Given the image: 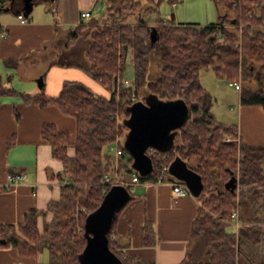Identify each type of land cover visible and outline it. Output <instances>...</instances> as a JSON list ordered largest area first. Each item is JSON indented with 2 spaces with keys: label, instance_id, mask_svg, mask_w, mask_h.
<instances>
[{
  "label": "trees",
  "instance_id": "trees-1",
  "mask_svg": "<svg viewBox=\"0 0 264 264\" xmlns=\"http://www.w3.org/2000/svg\"><path fill=\"white\" fill-rule=\"evenodd\" d=\"M51 1L54 5L50 9L56 12L59 0ZM162 1L99 0L105 5L102 19L81 20L69 29L67 46L79 37L88 39L85 69L110 90L109 96L96 93L80 80L65 81L56 95L43 88L37 93L23 92L9 84L13 72L4 73L0 68V103L7 95H20L24 103L57 105L76 119L74 135L55 123H43V138L64 166L57 174L60 196L44 209H28L22 221L0 222V248L12 246L22 255L35 257L45 252L46 259H37L35 264H83L85 219L99 207L112 185L103 181L115 161V155L106 148L112 144L125 148L121 158L127 161L121 162V169L126 174L136 169L134 156L125 146L129 131L126 120L133 103L145 101L138 96L143 89L162 100L184 99L187 114L172 130V146L147 151L153 169L146 174L136 169L135 174L145 182H157L160 175L165 180L166 173L183 181L169 172L170 163L179 156L203 180L201 191L195 195L199 207L191 239L198 240V255L204 248L205 257L197 260L198 256L192 258L189 251L180 264H187L189 259H194L191 264H264V256L258 260L249 250L262 244L264 238V144L245 141L238 124L217 120L200 79L201 70L211 67L229 82L253 80L256 87L242 89L240 101L264 106V0H214L220 8L219 19L208 24L175 22V15L166 20L159 12ZM168 1L176 4L180 0ZM23 6V0H0V12L26 15ZM153 30L157 32L154 41ZM155 52L160 54V74L150 77ZM130 53L134 76L127 86L122 77ZM58 59L65 62V57ZM226 136L231 140H224ZM71 146L73 154L68 151ZM128 188L131 197L116 212L109 245L125 264H154L126 254L112 238L120 214L138 197ZM242 203L251 206L247 219L241 215L248 225L239 232L229 230L231 214ZM48 213H52L50 220ZM141 242L146 246L156 243L155 226L149 219L143 223Z\"/></svg>",
  "mask_w": 264,
  "mask_h": 264
},
{
  "label": "crops",
  "instance_id": "crops-1",
  "mask_svg": "<svg viewBox=\"0 0 264 264\" xmlns=\"http://www.w3.org/2000/svg\"><path fill=\"white\" fill-rule=\"evenodd\" d=\"M98 1L59 0L54 15L48 13L34 17L30 11L26 21H22L15 12L1 11L0 68L4 73L13 72L21 77V80H15L14 85L12 80L9 84L23 92L37 93L43 88L46 93L56 95L65 81L78 80L59 78L50 80L49 83L45 76L47 71L57 65L85 68L88 63L86 46L80 61L72 57L61 63L59 59L38 53H47L52 49L57 50L58 55L59 50L72 53L76 42L67 46L69 29L81 22V10L89 9L93 15L94 9L91 7L95 8ZM61 32L66 35L59 39ZM40 78L43 81L42 87L39 85ZM240 106L238 126L242 138L250 143L264 144V106L242 104L241 101ZM16 110L19 116L16 115ZM45 122L55 123L59 129L75 134L76 119L64 113L57 105L24 103L20 95L2 98L0 222L22 221L28 209H44L51 199L60 196L61 180L57 174L64 166L62 160L53 155L51 145L43 138L42 125ZM68 151L73 154L74 147H69ZM13 172H22L23 180L9 182L8 173ZM176 181L169 176L159 182H135L133 191L138 197L126 206L118 218L117 233L114 234L118 248L126 254L154 264H180L186 258L193 240L192 223L199 202L192 193L177 195L173 189ZM145 219L151 220L155 226L154 245L146 246L141 242ZM39 221L42 223L43 218ZM9 251L11 257L16 259L14 250ZM7 259L6 251H1L0 264H6ZM44 259L41 254L40 260Z\"/></svg>",
  "mask_w": 264,
  "mask_h": 264
},
{
  "label": "rangeland",
  "instance_id": "rangeland-1",
  "mask_svg": "<svg viewBox=\"0 0 264 264\" xmlns=\"http://www.w3.org/2000/svg\"><path fill=\"white\" fill-rule=\"evenodd\" d=\"M99 2V1H98ZM54 5V3L51 0H37L34 2L32 10H31V16L38 17L42 15H47L48 13H51V15L56 13L55 11L51 10L50 8ZM93 10V15L90 17L89 20H94V19H102L104 12H105V5L103 2H99L95 8L91 7ZM9 12L10 10H5ZM220 8L219 6L214 2V0H180L176 4H171L168 0H164L161 2L159 6V12L161 14V17H163L166 20L173 19V15H175L177 22L179 21H192V22H200L201 24H208L210 22L217 21L219 19V14H220ZM16 13V12H15ZM30 14V12H29ZM27 15V14H26ZM28 16V15H27ZM66 34L61 32L58 35L59 39H62L65 37ZM59 41V40H56ZM55 41V42H56ZM88 39L84 37H79L76 40V46L73 50L72 53H65L61 52L59 50V55L57 53V50H49L47 53L45 52H40L38 54L42 55H47L50 58L58 59L65 57L71 58L72 57L76 58V60L80 61L83 57L84 54V48L85 46L88 45ZM37 53V52H36ZM34 53L35 55L38 56V54ZM44 55V56H45ZM71 56V57H70ZM42 58V56H41ZM43 59V58H42ZM87 59V58H86ZM160 61V54L158 52H155L152 58V65H151V70H150V77H156L157 75L160 74V66L159 62ZM69 69V70H67ZM69 71V72H65ZM134 76V65H133V60H132V54L130 53L128 56V61L126 64V70L123 74L122 80L124 81L125 85L126 83H129L130 78L133 79ZM47 79L50 80H55L59 78H66V79H78L88 86H90L96 93L104 95V96H109L110 95V90L103 85L98 79L94 78L85 68L82 67H77V66H54L52 69L46 72ZM200 79L202 84L206 87L208 93H209V98L212 101V111L215 114V117L217 120L223 121V122H228V123H235L239 124V113H240V95L242 89L246 88H255L256 87V82L253 80L249 81H243L241 79L238 80V82L241 83V89L236 88L235 85H231L229 83V80L226 78L218 77L214 70L209 67L201 70L200 73ZM18 80H21L20 76H17V74H13L12 81L11 83L14 85ZM133 81V80H132ZM132 84V83H131ZM130 84V85H131ZM128 86V85H127ZM147 94V95H146ZM139 98L142 100H145L144 102L154 105L158 101V98L153 95V94H148L147 91L141 89L139 94ZM127 127L126 130L127 131ZM124 136L121 137L123 139ZM166 143H163V146H165ZM116 147L117 144H112L106 148L108 153L114 154L116 153ZM126 158H119L113 162V168L108 171V173L111 175L113 180H119L121 182H125L129 180H133V176L136 173V169H133V171L128 172L127 174L124 172V169H121V162H126ZM194 163V160L192 161ZM191 162V163H192ZM166 177H169L170 174L166 173ZM127 178V179H126ZM103 181H105V178L103 176ZM251 206L246 203H242V205L238 208L240 211V215H243L245 219H247L251 215ZM52 217V213H48L47 218L50 220ZM229 230H236V226L231 222V224L228 226ZM112 238H115V235H112ZM198 240L193 239L191 242L190 246V252L193 254L191 257L192 258H197V260H200L205 257V250L203 248V251L199 253L198 255ZM9 249L14 250V254L16 256V259H13L11 257V253ZM245 249L248 250V247L245 246ZM249 250L251 252H254L256 254V257L258 260L262 256H264V238L262 240V244L259 245H252ZM1 251H6V255L8 256L9 259L6 262V264H13L15 262H18L17 264H35L37 259L40 261L41 254H39L38 257L35 256H25L22 255L18 249L8 246L5 248H1ZM0 251V252H1ZM44 255V258L46 259V253H42ZM4 260V259H3ZM192 260L194 259H189L187 264H191Z\"/></svg>",
  "mask_w": 264,
  "mask_h": 264
},
{
  "label": "water",
  "instance_id": "water-1",
  "mask_svg": "<svg viewBox=\"0 0 264 264\" xmlns=\"http://www.w3.org/2000/svg\"><path fill=\"white\" fill-rule=\"evenodd\" d=\"M33 4L34 0H24L23 7L27 13L32 10ZM156 38L157 32L153 30L151 39L154 41ZM39 85H43L41 78ZM157 101L154 105L141 100L135 101L130 107L131 116L126 120L129 131L125 146L134 156V167L142 174L153 169V161L147 149L172 146L175 134L172 130L185 120L187 114L184 99L167 101L158 98ZM169 172L183 180L193 195H198L201 191L202 176L181 157L177 156L170 163ZM130 197L131 192L127 185L112 184L99 207L87 215L84 224L87 242L82 254L83 264H125L110 247L108 234L117 210Z\"/></svg>",
  "mask_w": 264,
  "mask_h": 264
},
{
  "label": "built area",
  "instance_id": "built-area-1",
  "mask_svg": "<svg viewBox=\"0 0 264 264\" xmlns=\"http://www.w3.org/2000/svg\"><path fill=\"white\" fill-rule=\"evenodd\" d=\"M18 16H19V18L22 21H26L28 19V17L26 15H24L23 13H19ZM91 16H92V12L89 9H83L80 12L81 20L88 21ZM128 80H130V81H129V83H126V84L128 86H130V84L132 83L133 79L130 78ZM229 83L231 85H235L236 88L241 89V83L240 82H229ZM224 140L229 141V140H231V137L226 136ZM149 149H151V148H149ZM125 152H126L125 148L117 145L116 153H115L116 160H118L122 155H124ZM23 178H24V174L22 172L8 173V181L9 182L22 181ZM104 178H105V182H110L111 184L123 183V184H125L127 186H130L132 188V190L134 188L135 182H137L139 180V177H138L137 174H135L133 176V180H131V181L121 182L119 180H113L111 175L108 172H106L104 174ZM162 180H163V175H160L157 182L162 181ZM173 189L177 193V195H184V194H187V193H191L189 187L187 186V184L184 181H176L173 184ZM231 222H233V224L236 226V231L237 232H239L240 229L245 228L248 225V223H245L244 221H242L241 215H240V211H239L238 208H236L232 212V214H231Z\"/></svg>",
  "mask_w": 264,
  "mask_h": 264
},
{
  "label": "flooded vegetation",
  "instance_id": "flooded-vegetation-1",
  "mask_svg": "<svg viewBox=\"0 0 264 264\" xmlns=\"http://www.w3.org/2000/svg\"><path fill=\"white\" fill-rule=\"evenodd\" d=\"M23 3H24V0H23Z\"/></svg>",
  "mask_w": 264,
  "mask_h": 264
},
{
  "label": "bare ground",
  "instance_id": "bare-ground-1",
  "mask_svg": "<svg viewBox=\"0 0 264 264\" xmlns=\"http://www.w3.org/2000/svg\"><path fill=\"white\" fill-rule=\"evenodd\" d=\"M139 181V180H138Z\"/></svg>",
  "mask_w": 264,
  "mask_h": 264
}]
</instances>
